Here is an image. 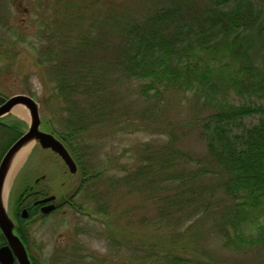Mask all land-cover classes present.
Masks as SVG:
<instances>
[{"label": "trees", "instance_id": "obj_1", "mask_svg": "<svg viewBox=\"0 0 264 264\" xmlns=\"http://www.w3.org/2000/svg\"><path fill=\"white\" fill-rule=\"evenodd\" d=\"M95 2L107 3L108 10L94 14ZM262 3L85 0L90 23L86 32L64 44L68 57L49 59L57 68L52 70V95L43 103L56 101L53 115L58 124L53 125L47 115L42 117L44 130L59 138L77 162L81 177L76 192H87L88 180L100 176L110 175V189L126 179L117 175V166L107 162L93 169L91 158L82 152L91 130L123 113L124 93L111 85H132L136 95L157 103L174 95L198 106L203 113L189 125L196 127L203 151L198 154L184 146L191 130H181L177 136L169 132L164 140L144 145L142 160L130 173L134 190L144 191L154 210L144 221H158L164 234L120 236L122 214L111 210L108 190L84 197L80 205L73 202L74 194L59 197L78 211L98 215L101 233L115 249L114 253H97L81 240L70 254L62 253L63 264H118L116 255L123 249L131 256L127 264H264V122L260 118L246 127L242 121L248 115L264 114V108L227 100L231 91L264 98ZM98 45L107 47L92 49ZM95 50L100 54L92 55ZM79 59L77 65L69 63ZM20 135L21 131L14 132L2 150ZM19 183L16 201L30 184L27 177ZM215 215L212 237L220 248L237 256L213 255L201 246L199 231L191 229Z\"/></svg>", "mask_w": 264, "mask_h": 264}, {"label": "rangeland", "instance_id": "obj_2", "mask_svg": "<svg viewBox=\"0 0 264 264\" xmlns=\"http://www.w3.org/2000/svg\"><path fill=\"white\" fill-rule=\"evenodd\" d=\"M84 3L85 0L0 1V95L3 98L16 94L32 97L39 107L42 130H44L43 115H47L53 121V125L58 124L54 121L53 115L56 101H51L49 105L43 103L45 97L52 95L51 92L54 89L52 70L57 68V64L49 59H54V56L57 55L68 57L69 54L66 53L64 44L72 43L73 37H81V34L86 32V25H90V23ZM262 6L264 8V3ZM108 7L107 3L102 5V3L95 2L92 5V11L94 14L100 10L103 11V9L106 12ZM98 35L99 33L95 31V36ZM106 47L98 45L97 48L93 47L92 49L99 50L106 49ZM41 49L43 53H38ZM98 53L95 50L92 55ZM68 61L66 60V62ZM79 61L80 59L76 62L69 61V63L77 65ZM60 62L61 65L64 63L63 60ZM118 87L124 93L120 104H125L122 115H118V117L115 115L108 125H100L91 130L84 139L82 145L87 147L82 152L86 157L91 158L88 161L91 162L92 168L95 170H98L100 164L104 162H107L108 166H111L110 164L117 166V175L126 178L122 184L115 189H110L108 186L111 181L110 175L108 177L100 176L97 179L88 180L90 187L87 192L84 190L79 192L78 189L76 192L81 175L74 158L72 157L77 171L71 174L57 155L48 149H42L38 144H31L9 174L7 180L9 185L12 177L13 180L8 192L9 198L7 197L8 210L12 207L16 188L22 178L27 177V181L31 184L36 177L45 174L41 185L58 197L69 198L74 194L73 202L76 205L85 202L83 198L88 195L101 194L108 190L111 210H118L122 214L119 218V226L122 230L120 236H137L138 233L141 235L146 233L147 236H154L155 233L164 234L158 221L150 223L144 221L151 218L154 210L151 202L146 200L144 191L134 190L135 183H130V173L133 171V167L142 160L144 145L159 138L164 140L169 132L176 135L180 134L181 130H191L185 138L184 146L201 154L203 151L202 142L195 134L196 127L189 125V122L196 118L200 111L201 114L203 111L192 102L179 99V96L172 95L169 99L165 98L164 102L157 103L136 95L132 85H111L112 89ZM227 100L234 105L257 103L264 108V98L257 96H239L231 91L227 95ZM260 118L264 122V114L248 115L242 121L246 127H250L258 123ZM1 119L3 125L0 126V146L4 142L3 137L10 140L14 135V132L10 136L3 134L5 130L23 132L28 127L26 116L19 115L14 108ZM115 119L117 122H113ZM17 121H21L22 125L15 124ZM14 124L16 127H13ZM160 132L163 134L161 135ZM215 216L209 221L201 222L202 224H198V226L192 225L191 229L199 231L200 236H203L200 240L204 241L201 246L206 247L213 255L224 257L228 255L229 258L237 256L227 249L220 248V242L212 237L211 231L218 218V215ZM97 219H99L98 215L93 216L90 213L87 214L86 211H78L75 207L68 205L53 209L42 217L30 215L23 219L22 223L28 224L29 227L27 232L25 228L21 229V234L28 246L33 264H63L60 261L62 253L66 250V253L70 254L71 247L74 244L79 245L81 240L97 253H114L115 249L108 246L109 243L105 239V235L101 233ZM190 223L191 221L187 222L189 225ZM75 232H84V234ZM28 233L29 235H27ZM160 236L162 237V235ZM162 239L164 238L162 237ZM183 240L181 239L182 242ZM186 241H190V239L187 238ZM185 244L187 249L189 245L186 242ZM116 257L118 264H127L128 262L125 261L131 256L127 250L123 249ZM139 260L141 259H134L133 262Z\"/></svg>", "mask_w": 264, "mask_h": 264}, {"label": "water", "instance_id": "obj_3", "mask_svg": "<svg viewBox=\"0 0 264 264\" xmlns=\"http://www.w3.org/2000/svg\"><path fill=\"white\" fill-rule=\"evenodd\" d=\"M16 107L21 108L26 113L28 127L9 147L0 161V230H2L8 242L7 246L0 248V260L8 264L11 263L15 257L18 264H31L23 243L13 232L14 224L8 215L6 206V196L10 188L7 180L13 167L14 160L23 149L31 146V144H38L42 149H48L57 155L63 161L69 173H76L77 166L64 144L51 132L41 129L39 107L32 97L25 94H16L5 99L0 105V117L9 113ZM53 199L54 196H49L40 202L51 201ZM54 207L53 204H49L44 207V211L48 213L53 210ZM26 215L27 211L23 209L22 216L25 217ZM10 247L14 252V256L10 251Z\"/></svg>", "mask_w": 264, "mask_h": 264}, {"label": "flooded vegetation", "instance_id": "obj_4", "mask_svg": "<svg viewBox=\"0 0 264 264\" xmlns=\"http://www.w3.org/2000/svg\"><path fill=\"white\" fill-rule=\"evenodd\" d=\"M4 100H5V98H3L0 95V105L3 103ZM2 123L3 122H2V119H1L0 120V126H1ZM13 131L14 132H20V130H5L3 132V134H8L10 136ZM23 132L21 131V135H22ZM2 139H4V142L1 143V146H0V161H1L2 157L4 156V154L6 153V151L15 142V140L17 138H15L13 140V142L9 144V146L6 148V150H2V149L4 148L3 146L5 145V143L9 139L8 138L6 139L5 137H3ZM44 179H45V174H42L39 177H36L32 181V183L30 184V186L28 185L26 192L24 194L20 195L19 200H17V201L15 199L12 200L13 201L12 207H11V209L8 210L9 215H10V217H11L13 223H14L13 232L23 242L31 264H33V262H32L30 254L28 252V246L26 244V241L22 238V234H21V227L25 228L26 232H27V229H28L29 226H28V224H23L22 220L27 218V217H29L30 215H32L33 217H39V216L42 217V216H44L45 214H47L44 211V207L48 206L49 204H53L55 206L53 209H58L59 207H61L63 205H66V204L61 203V201H59L58 195L50 193V190H48L47 188H45L44 186L41 185V182ZM49 196H54V199L51 200V201L40 202L41 200H43V199H45V198H47ZM23 209H26V211H27V215L25 217L22 216V210ZM27 235H29V233ZM7 245H8L7 239H6L5 235H4V233L2 232V230H0V248L1 247H5ZM10 251L12 252V254L14 256V252H13L11 247H10ZM0 264H5V263H3L0 260ZM8 264H18V262L16 261V259L14 257L13 261L11 263H8Z\"/></svg>", "mask_w": 264, "mask_h": 264}, {"label": "bare ground", "instance_id": "obj_5", "mask_svg": "<svg viewBox=\"0 0 264 264\" xmlns=\"http://www.w3.org/2000/svg\"><path fill=\"white\" fill-rule=\"evenodd\" d=\"M14 110H15L19 115H21V116H23V117L26 116V113H25L21 108H19V107L14 108ZM27 149H28V147L25 148V149H23V150L17 155L16 159L14 160L13 165L16 164L17 161H20V159L22 158V156L24 155V153L26 152Z\"/></svg>", "mask_w": 264, "mask_h": 264}]
</instances>
